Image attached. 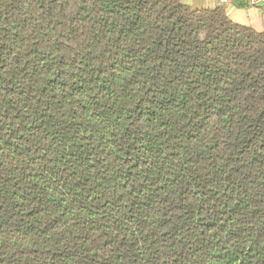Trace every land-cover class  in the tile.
<instances>
[{"label":"trees","instance_id":"obj_1","mask_svg":"<svg viewBox=\"0 0 264 264\" xmlns=\"http://www.w3.org/2000/svg\"><path fill=\"white\" fill-rule=\"evenodd\" d=\"M0 264H264V32L0 0Z\"/></svg>","mask_w":264,"mask_h":264},{"label":"crops","instance_id":"obj_2","mask_svg":"<svg viewBox=\"0 0 264 264\" xmlns=\"http://www.w3.org/2000/svg\"><path fill=\"white\" fill-rule=\"evenodd\" d=\"M182 1L195 10L220 7L233 22L252 28L259 33L264 32V0H227V4H222V0Z\"/></svg>","mask_w":264,"mask_h":264},{"label":"built area","instance_id":"obj_3","mask_svg":"<svg viewBox=\"0 0 264 264\" xmlns=\"http://www.w3.org/2000/svg\"><path fill=\"white\" fill-rule=\"evenodd\" d=\"M221 3H222V4H227L228 1H227V0H222Z\"/></svg>","mask_w":264,"mask_h":264}]
</instances>
